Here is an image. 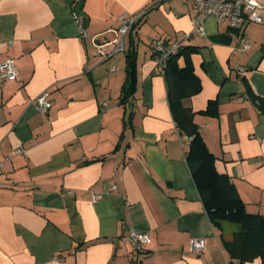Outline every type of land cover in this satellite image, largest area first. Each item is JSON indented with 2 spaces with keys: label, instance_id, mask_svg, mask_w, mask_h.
<instances>
[{
  "label": "crops",
  "instance_id": "crops-1",
  "mask_svg": "<svg viewBox=\"0 0 264 264\" xmlns=\"http://www.w3.org/2000/svg\"><path fill=\"white\" fill-rule=\"evenodd\" d=\"M143 8L125 45L137 50V87L122 105L125 51L96 58L94 36L116 38L119 17ZM263 27L209 17L206 36L186 41L199 47L191 61L202 90L184 100L218 170L247 211L262 215L264 111L248 92L264 98ZM191 30L183 0H0V62L18 66L16 79L0 82V264H229L222 239L235 226L212 224L156 72L154 39L171 43ZM242 39L251 47L239 52ZM47 89L52 107L41 115L32 100ZM211 99L216 115L204 112ZM92 193L102 197L94 202ZM131 230L152 242L137 249L125 239ZM192 238L206 249L192 251Z\"/></svg>",
  "mask_w": 264,
  "mask_h": 264
},
{
  "label": "trees",
  "instance_id": "trees-1",
  "mask_svg": "<svg viewBox=\"0 0 264 264\" xmlns=\"http://www.w3.org/2000/svg\"><path fill=\"white\" fill-rule=\"evenodd\" d=\"M146 15L136 23L135 29ZM186 41L187 39L180 38L176 40L179 46L169 53L163 76L166 80L169 105L176 128L189 140L186 159L192 177L212 224L217 228H221L223 223L235 225L231 238L222 239L231 258L229 264H244L256 258H260L264 264V215L247 211L232 178L218 170L216 155L209 148L195 121L196 111L184 102L187 97L196 95L202 90V84L191 61L192 54L198 52L199 47L188 45ZM180 57L185 59L183 66L179 63ZM125 58L126 80L120 95L122 105H126L133 97L137 87L135 45L125 50ZM248 93L264 111V98L254 95L252 90ZM204 112L208 115H216L218 101L209 100Z\"/></svg>",
  "mask_w": 264,
  "mask_h": 264
},
{
  "label": "built area",
  "instance_id": "built-area-1",
  "mask_svg": "<svg viewBox=\"0 0 264 264\" xmlns=\"http://www.w3.org/2000/svg\"><path fill=\"white\" fill-rule=\"evenodd\" d=\"M188 2L192 8V30L182 34L180 39H190L192 35L201 37L206 36L205 22L209 17L216 18L217 21H226L232 28H242L247 23L264 24V0H183ZM149 9L143 8L140 11L129 14L123 13L120 17V25L116 28V38L112 40L99 41L94 36L95 57L109 58L119 51H125L126 38L134 33L136 23L140 21ZM74 18L80 28L81 35L87 36L84 27V18L77 9H74ZM154 51L156 60V72L163 74L166 59L170 52L177 49L179 43L174 41L165 43L161 38L154 41ZM251 47L248 40L242 39L236 47L239 52L245 51ZM18 77V66L14 58H8L0 62V82L14 80ZM35 110L41 114H48L52 107L51 91H43L32 100ZM22 148L17 149V153H23ZM2 172V161L0 160V174ZM115 188V187H113ZM102 193H92V201H98ZM132 242L137 249H145L151 242L152 237L148 232L131 230L125 237ZM190 249L196 253H201L206 249V241L203 238H192L190 240Z\"/></svg>",
  "mask_w": 264,
  "mask_h": 264
},
{
  "label": "rangeland",
  "instance_id": "rangeland-1",
  "mask_svg": "<svg viewBox=\"0 0 264 264\" xmlns=\"http://www.w3.org/2000/svg\"><path fill=\"white\" fill-rule=\"evenodd\" d=\"M251 24H255V23H251ZM252 26H254V25H252ZM261 26V25H260ZM264 28V27H263ZM161 38V37H160ZM127 39V38H126ZM162 39V38H161ZM154 40H157V39H154ZM118 53H120L118 56H123V54H124V51H119V52H117L116 54H118ZM119 73V72H118ZM229 224H231V223H229ZM233 225V224H232ZM233 226H235V225H233Z\"/></svg>",
  "mask_w": 264,
  "mask_h": 264
},
{
  "label": "water",
  "instance_id": "water-1",
  "mask_svg": "<svg viewBox=\"0 0 264 264\" xmlns=\"http://www.w3.org/2000/svg\"><path fill=\"white\" fill-rule=\"evenodd\" d=\"M82 8V2H80V5H79V9H81Z\"/></svg>",
  "mask_w": 264,
  "mask_h": 264
}]
</instances>
